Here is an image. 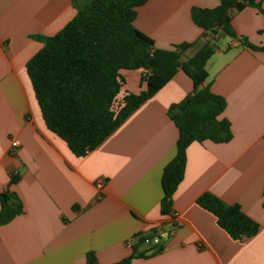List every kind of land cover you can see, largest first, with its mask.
Segmentation results:
<instances>
[{
  "label": "crops",
  "instance_id": "0c3cea01",
  "mask_svg": "<svg viewBox=\"0 0 264 264\" xmlns=\"http://www.w3.org/2000/svg\"><path fill=\"white\" fill-rule=\"evenodd\" d=\"M264 9V0H259ZM219 0H148L135 25L160 48L188 42L189 60L207 41L218 48L207 60L205 84L226 99L221 117L232 138L191 142L172 211L161 213L162 173L177 152L179 128L169 111L193 91L183 70L142 103L97 147L78 156L43 118L27 72L42 48L37 35L59 32L76 14L72 0H0V193L18 194L23 211L0 225V264H99L118 261L160 235L163 249L131 264H264V12L247 5L232 13L237 37L205 31L192 8ZM139 69H122L121 94L147 87ZM19 140L18 146H12ZM16 177L15 182H11ZM99 182L102 187H99ZM211 192L239 203L259 223L250 237L233 238L198 204ZM1 209V201H0Z\"/></svg>",
  "mask_w": 264,
  "mask_h": 264
},
{
  "label": "trees",
  "instance_id": "16d2710c",
  "mask_svg": "<svg viewBox=\"0 0 264 264\" xmlns=\"http://www.w3.org/2000/svg\"><path fill=\"white\" fill-rule=\"evenodd\" d=\"M76 14L59 32L37 35L42 48L27 62L35 96L47 127L63 138L78 156L97 147L142 103L161 89L179 69L193 81V91L171 106L169 114L179 128L177 152L162 173L161 213L171 214L173 195L183 179L186 150L193 141L211 139L226 142L232 138L231 122L221 117L224 96L211 90L207 60L218 48L207 41L187 61L181 53L190 43L160 48L154 39L135 25L137 9L148 0H72ZM252 5L264 12L259 0H219L213 7L192 8V18L205 31L237 37L232 13ZM251 49H262L242 39ZM143 69L147 87L138 93L121 94L122 69ZM13 177L11 182H15ZM0 225L23 211L18 194L9 189L0 193ZM197 202L211 211L218 224L233 238L250 237L259 223L244 212L239 203H226L211 192ZM144 238L133 243L130 255L108 264H131L136 256H147L163 249L161 243L144 251L137 250ZM87 264H99L95 251L86 254Z\"/></svg>",
  "mask_w": 264,
  "mask_h": 264
},
{
  "label": "built area",
  "instance_id": "2783aa9c",
  "mask_svg": "<svg viewBox=\"0 0 264 264\" xmlns=\"http://www.w3.org/2000/svg\"><path fill=\"white\" fill-rule=\"evenodd\" d=\"M19 144H20L19 140H13L12 141V146L13 147L14 146H18ZM98 186L102 187V183L99 182ZM172 214L175 216V215H177V212L176 211H172ZM160 240H161V236L160 235H156V234L152 235L151 237L150 236L146 237V241H148V242H150L152 244H157V243L160 242ZM129 245H133V242L130 241Z\"/></svg>",
  "mask_w": 264,
  "mask_h": 264
},
{
  "label": "rangeland",
  "instance_id": "374dc122",
  "mask_svg": "<svg viewBox=\"0 0 264 264\" xmlns=\"http://www.w3.org/2000/svg\"><path fill=\"white\" fill-rule=\"evenodd\" d=\"M145 89V88H144ZM143 90V89H142Z\"/></svg>",
  "mask_w": 264,
  "mask_h": 264
}]
</instances>
